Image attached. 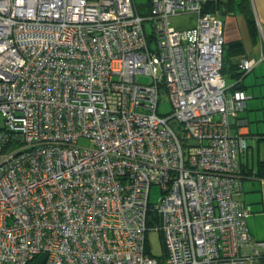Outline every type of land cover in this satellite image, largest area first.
Here are the masks:
<instances>
[{
  "label": "built area",
  "instance_id": "1",
  "mask_svg": "<svg viewBox=\"0 0 264 264\" xmlns=\"http://www.w3.org/2000/svg\"><path fill=\"white\" fill-rule=\"evenodd\" d=\"M206 1L152 0L143 15L134 0H0V264H160L150 210L164 264H258L237 160L248 143L230 119L247 93L227 89ZM186 11L194 25L171 23Z\"/></svg>",
  "mask_w": 264,
  "mask_h": 264
},
{
  "label": "crops",
  "instance_id": "2",
  "mask_svg": "<svg viewBox=\"0 0 264 264\" xmlns=\"http://www.w3.org/2000/svg\"><path fill=\"white\" fill-rule=\"evenodd\" d=\"M230 1V0H229ZM237 2L238 0H233ZM259 27V36L254 37L248 27L243 11L237 7L232 12L223 13V31L225 41L242 39L246 52L242 57L254 58L255 66L249 72L264 71V0H249ZM253 79L250 74L244 76L241 84H244L247 92V100L243 110L233 117L234 132L245 136L248 146L238 155L241 165L246 173L243 178L242 198L249 202L253 211L247 221L251 233L257 239H264V178H258L247 171L257 170L258 164L264 161V101L256 99V88L252 86ZM230 85L234 79L230 80ZM258 118V119H256ZM264 264V263H263Z\"/></svg>",
  "mask_w": 264,
  "mask_h": 264
},
{
  "label": "trees",
  "instance_id": "3",
  "mask_svg": "<svg viewBox=\"0 0 264 264\" xmlns=\"http://www.w3.org/2000/svg\"><path fill=\"white\" fill-rule=\"evenodd\" d=\"M135 4L137 6L138 11L140 12L136 1H135ZM147 4H148L149 8L151 9L152 0H147ZM236 5L238 8H240L243 11V13L246 17V20H247L248 27L251 31V34L254 37L259 36V34H260L259 27L257 25V20H256L252 5H251L249 0H238L237 2H235L233 0H230V1L229 0H207L202 6V12L216 13L222 19L223 13H229V12L234 11L236 9ZM245 52H246V49H245V45H244V42L242 41V39L238 38V39H234V40L227 41V42L224 40L223 54H222L223 62H222L221 71H222L224 77H225V75H228L231 79H234L233 84L227 86V89L230 92H232L236 89L245 90L243 88L245 86H244V84H241V80H243L244 76L247 75L249 73V71L251 69H253V67L255 66V64H254L252 66V68L249 70H245L242 68L243 60L248 58V57H242ZM245 104H246V102H245ZM239 113H240V111L237 113V115ZM237 115H231V117H230L231 122H232V131L233 132H234V127H235V124L233 122V117H236ZM235 134H238V133H235ZM238 156L239 155H237V160L239 163V170L238 171L240 172L241 178H242V190H241V194H240V196L242 198L243 178L245 177L246 170L241 165ZM258 165L259 166H258L257 170H254V171L252 170V171H247V172H250L249 174H251L255 177L264 178V161L260 162ZM242 199L246 203L250 204L244 198H242ZM250 206H251V204H250ZM251 210L253 211L252 206H251ZM151 216L153 218H156V220H159V222L161 221L160 214L158 212H152L150 210L147 213L148 227H150ZM162 238H163V233H162ZM163 244H164L165 255L163 257L155 255L151 250V246H150L149 239H148L147 232H146V249H147V252L149 254L155 255L160 264H164L165 256H166V245H165L164 238H163ZM263 263H264V254H262L260 256L259 261H258V264H263Z\"/></svg>",
  "mask_w": 264,
  "mask_h": 264
},
{
  "label": "rangeland",
  "instance_id": "4",
  "mask_svg": "<svg viewBox=\"0 0 264 264\" xmlns=\"http://www.w3.org/2000/svg\"><path fill=\"white\" fill-rule=\"evenodd\" d=\"M140 12L143 15H148L150 12V8L147 4V0H135ZM198 14L196 12H182L180 14L173 15L171 17V23L179 28L192 26L197 21ZM146 30L150 32L152 30V26L149 21H146ZM250 77L253 79H258L257 81L253 80L252 86H249V91H251V87L256 88V99L259 100V102L264 101V71H257V72H249ZM139 78L145 82L151 81V75L140 73ZM231 78L228 75H225V81L226 85H230ZM158 110L161 113L167 114L171 112L172 110V103L170 100L169 92L165 88H161L160 92V101L158 105ZM264 112V109L262 108L261 114ZM1 119L3 120V115L0 114ZM218 117V116H217ZM258 119V118H256ZM175 127H176V121L171 120L170 121ZM81 142L88 143L87 140L82 139ZM162 189L159 184H152L150 188L149 193V201L151 203L159 202L162 197ZM153 215V214H152ZM151 223L149 229L146 231L147 236L149 239V243L151 246L152 252L160 257H163L165 255L164 250V244H163V238H162V231L159 229V220H156V218H153L151 216Z\"/></svg>",
  "mask_w": 264,
  "mask_h": 264
},
{
  "label": "water",
  "instance_id": "5",
  "mask_svg": "<svg viewBox=\"0 0 264 264\" xmlns=\"http://www.w3.org/2000/svg\"><path fill=\"white\" fill-rule=\"evenodd\" d=\"M45 257H46V253L43 252L35 260H33L31 262V264H41L43 262V260H44Z\"/></svg>",
  "mask_w": 264,
  "mask_h": 264
}]
</instances>
